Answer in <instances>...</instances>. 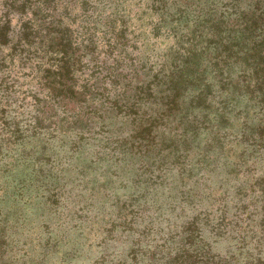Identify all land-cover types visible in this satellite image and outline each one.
Returning a JSON list of instances; mask_svg holds the SVG:
<instances>
[{
	"label": "rangeland",
	"instance_id": "1",
	"mask_svg": "<svg viewBox=\"0 0 264 264\" xmlns=\"http://www.w3.org/2000/svg\"><path fill=\"white\" fill-rule=\"evenodd\" d=\"M80 1L76 0L77 9L73 14L79 11ZM119 1L115 0L106 10L96 6L99 0H88L87 3L92 18L100 16L105 20L113 17L114 20L118 15L130 18L127 33L120 30L121 26H115L114 32L102 35L99 33L104 32L105 26L97 24L98 51H103L100 59L105 54L103 36H106L111 41L117 40L116 50L123 52L121 57L118 54L120 64L144 65L146 70L147 66L152 67L153 64L157 69L161 66L171 45L177 43L179 35L175 31L180 33L187 27H195L198 14L231 19L247 3L245 0ZM153 3H156V7L166 5V8L156 11ZM162 14L167 20L172 16L176 19L182 17L177 22L175 20L177 29L171 28L167 22L169 28L163 26L155 34L154 28L161 22ZM131 30H135L137 38H133ZM122 34H125V39ZM27 63L25 69L15 67L12 72L0 71L3 87H0V105L5 108L3 114L0 110V117L5 116L11 124H19L18 135L25 136L26 144L32 145L27 146V150L36 153L34 158L42 152V156L51 159L53 176L47 177L44 183L58 186L62 191L56 196L57 200L48 198L50 192L40 186L43 181H36L32 174H27L33 169V154L25 162L24 156L19 155L21 150L16 156L19 159H15L10 157L9 148L3 146L5 156L0 155V176L10 172L9 167L5 173V168L1 169L4 161L14 160V167L11 169L12 175L3 178L5 184L0 180V264H94L102 256H108L109 261L115 264H129L131 259L126 254L140 232L145 233L138 246L143 251L156 245L162 236L170 238L172 232L180 231L184 222L206 207L213 212L210 217L213 223L222 211H226L229 227L226 229H231L237 223V231L248 236L249 244L243 250L244 257L249 253L256 255L258 249L254 248L260 240L262 228L259 224L264 220V193L258 177V172L264 175V104L257 105L255 109L250 106L245 108L247 93L242 92L250 89L242 85L245 80L240 76L243 72L239 70L238 62L234 65L236 72L233 71L231 80V86L236 90L233 88V92L228 96L223 94L222 98L219 94L210 96L206 104L209 108L202 112L194 107L192 97L195 94L192 95L187 89L189 93L182 97L185 102L170 109L172 114L165 120L166 126H158L157 149L146 152V146H143L142 151L117 149L100 153L105 160L94 165L96 170L99 168L98 172L95 175L90 172L85 177L75 172L76 166L93 161L101 143H87L81 147L84 150L81 153L70 150L69 144L61 145L62 134L59 131L55 136L52 129L31 136L35 99L42 93L36 84L39 71L33 68V61L27 60ZM41 64L43 62L37 65ZM223 107L226 112L224 121L220 122ZM197 113L207 116L196 126L191 118ZM133 119V115L123 113L116 117L109 132L112 135L110 141L122 145V140L134 127ZM245 128L261 130L262 135L256 144H251L249 135H243ZM184 129L187 132L183 133ZM243 137L249 140H241ZM171 143L178 150L170 147ZM182 163L185 165L182 166ZM145 164L154 166L146 165V170L143 168ZM158 164H162V167L152 177L159 175L160 178L149 180L151 170ZM63 168L64 171H61ZM30 176L33 181H29ZM24 178L27 181L21 182ZM122 206L136 214L134 232L117 229L103 241L105 224L110 223L111 217H116ZM234 236L232 240L228 238L222 242L220 247L223 253L232 245L234 249L236 245H241L239 235L234 232Z\"/></svg>",
	"mask_w": 264,
	"mask_h": 264
},
{
	"label": "trees",
	"instance_id": "2",
	"mask_svg": "<svg viewBox=\"0 0 264 264\" xmlns=\"http://www.w3.org/2000/svg\"><path fill=\"white\" fill-rule=\"evenodd\" d=\"M114 1L99 0L96 6H102L106 10ZM245 1V8L231 19L222 16L214 18L206 13L198 14L195 17V27H187L180 33L175 31V34L179 35H175L177 43L171 45L161 66L157 69L153 64L152 67L147 66L146 70L144 65L139 67L133 63L127 66L120 64L118 54L121 57L123 52L116 50V39L114 42L111 38L106 39V36H103L105 54L100 59L103 51H98L97 35L114 32L115 26H121L120 30L127 33L130 18L125 19L121 15L115 16L114 20L113 17H107L105 20L100 16L92 18L93 15H90L87 7L88 0L80 1V9L76 14H73L77 9L76 0H1L0 71L12 72L15 67L25 69L28 66L27 60L33 61V68L37 69L36 72L39 71V81L36 84L42 95L35 96L31 136L49 129H52L55 136L59 131L62 134L61 145L69 144L70 150L81 153L84 151L81 147L85 144L101 143L94 160L87 165H77L75 171L82 177L90 172L95 175L99 168L96 170L94 165L105 160V156L100 153H110L117 149L142 151L145 148L143 146H146V152L157 149L155 144L158 142V126H166L165 120L172 114L170 109L184 103L182 97L189 92L195 94L192 97L194 107L202 112L209 108L206 104L210 96H228L233 92L231 80L237 62L240 65L239 70L243 72L240 76L245 80L242 85L250 89L248 92H242L247 93L245 108L250 106L255 109L257 105L264 104V0ZM153 4L156 11L166 8V5L156 7V3ZM114 10L116 12V7ZM181 18L172 16L167 20L162 14L161 22L154 28L155 34H158L163 26L169 28L167 22L171 28L177 29V24L174 26L175 20L177 22ZM99 23L105 27L104 32L98 34ZM134 31L130 32L133 38H137L138 34ZM123 35L125 34H122L125 39ZM125 45L124 43L123 46ZM42 62L43 64L37 65ZM244 67L248 69L245 70ZM0 87L3 89L2 83ZM6 96L8 100V95ZM146 104H149V107H146ZM4 109L0 105L1 112ZM222 110L220 122L224 121L226 112L225 107ZM122 113L134 116V127L120 145L110 141L112 135L109 132L115 118ZM206 116H199L197 113L191 118V122L194 124L195 121L197 126L196 123L201 119L204 121ZM19 131L18 123L11 124L5 116L0 117V155L5 156L2 153L3 146L9 148L10 157L18 156V151L21 150L19 155H23L27 162L28 156L33 154L31 157L34 158L36 153L28 152L27 148L32 145L26 144V137H20ZM182 132L187 131L184 129ZM243 132V135H249L251 140L246 137L241 140H249L251 144H256L262 135L261 130L258 132L255 128H245ZM123 145L126 147L123 148ZM169 145L175 151L178 150L174 143ZM206 152L208 154L209 149ZM42 154L41 152L35 156L33 169L27 174H32L36 181H43L40 186L50 192L47 197L57 200L62 188L44 183L47 177L53 176L54 166L50 164L51 159L48 160ZM13 161H4L1 166V169L5 168L4 173L8 171V167L10 170L6 175L1 174L0 180L3 184L6 183L3 178L12 175ZM146 165L148 164L143 165V168L147 170ZM183 165L185 163H182ZM153 166L154 164L148 165ZM155 166L156 168L151 170L149 180L160 178L159 175H152L162 164ZM61 171H64V168ZM258 177L264 193L263 173L258 172ZM33 178L30 176L29 181H33ZM26 181V178L21 180ZM212 213L209 207L200 210L195 217L182 224L180 231L172 232L170 238L162 236L156 245L143 251L138 246L141 245L145 233L140 232L139 238H135L126 254V257L131 259L129 264H264V220L260 221L261 237L254 248H257L258 252L255 256L249 253L244 257L243 250L249 244L248 236L237 231V223L231 229H226L229 228L226 211H222L215 223L210 220ZM134 216L136 217V214L133 210L122 206L116 217H111L110 223L105 224L107 227L103 241L117 229H123L122 232L126 229L134 232ZM232 222L233 219L230 224ZM234 232L239 235L241 245H236L235 249L232 245L223 253L220 247L222 242L235 238ZM107 257L102 256L94 264H115Z\"/></svg>",
	"mask_w": 264,
	"mask_h": 264
}]
</instances>
